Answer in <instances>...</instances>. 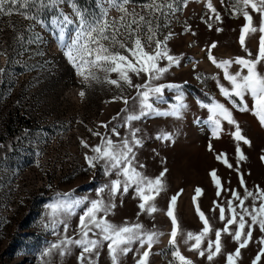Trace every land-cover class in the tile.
Segmentation results:
<instances>
[{"label": "rangeland", "instance_id": "374dc122", "mask_svg": "<svg viewBox=\"0 0 264 264\" xmlns=\"http://www.w3.org/2000/svg\"><path fill=\"white\" fill-rule=\"evenodd\" d=\"M145 2L147 0H133L128 5L129 10L135 8V11L144 14L139 5ZM73 3L86 11L89 18L99 15L97 0L83 3L63 0L58 7L39 8L30 4L28 8L20 9L28 15H35L43 23L26 19L18 13L0 15V69L5 70L0 74V139L7 133L6 127L15 107H18L19 116L25 115L31 119L29 128L13 146H9L8 154L0 156V264H48L49 261L51 264H78L79 249L76 247L72 248L71 255L63 259L55 250L51 257H45L43 253L59 243L65 235L79 238L77 225L82 211L88 202L100 198L97 193L102 186L117 178L115 172L110 176L104 174L103 162L95 169L89 168L85 155L91 156L93 153L89 148H84L81 141L95 147L101 144V137H108L118 144L122 138L130 137L133 128L140 129L137 135L143 140V146L134 149L137 170L155 178L167 168L164 177L167 191L156 199L161 211L148 216L147 213L138 215L140 200L134 188H130L127 193L117 195V206L107 219L117 225L139 222L148 229L155 226L164 235L153 246L152 251L156 254L150 257V264H169L173 260L168 243L171 221L165 213L173 195L183 190L177 201V214L183 231L198 233L203 224L193 204L195 189L199 187L203 190L198 202L216 229H222L224 225L219 221V209L211 211L213 201L226 206L227 200L232 198L230 191L222 192L217 198V189L210 176L212 170H216L224 188L235 189L241 196L244 194L239 174L218 161L216 154L226 153L233 168L238 166L240 173H243L250 190L255 191L257 185L264 189V161L260 159L264 155V127L249 112L241 113L232 108L219 93L215 80L204 79L218 75L221 82L229 86L223 80L222 70L208 60L207 49L213 42L217 43V47L212 49L217 60L247 57L239 43L240 31L246 21L242 15H232L230 0H224V4H221V0H212L222 23L214 21L213 17V27L209 30L205 21L213 14L206 7L207 0H175L174 7L178 10L159 19L161 27L158 39L163 40L169 33L173 34L168 48L170 54L181 58V64L154 81V84L181 85L187 108L180 119L152 112L128 125L125 123L126 116L132 112L138 114L140 109L139 99H132L136 97V90L125 87L121 91L103 83L85 88L81 77L77 76L76 69L59 46V33L52 20L61 10L75 19ZM248 11L258 27L259 15L252 13L251 9ZM110 17L118 18L119 13L113 9ZM217 28L223 31L217 32ZM75 29L76 25L73 24L67 32L74 34ZM193 32L196 34L193 35ZM259 35L257 32L246 37V47L252 51L253 58L258 51ZM166 63V60L161 61V66ZM239 70L240 66L235 64L230 68L233 73ZM258 70L264 72V66H258ZM99 75L103 78L104 74L101 72ZM198 75L202 78L196 79ZM111 78H116V74L113 73ZM146 79L143 74L141 77L134 76L133 83L142 84ZM81 90L86 93L83 100L79 96ZM119 95L128 97L129 105L121 101L113 102L114 97ZM176 96L175 89L165 87L162 97L157 99L153 96L150 102L159 113L169 112L176 103ZM213 99L232 110L243 134L251 141V147L241 142L248 159L239 165L236 142L229 134L234 130L232 126L223 121L224 131L220 138L212 135L210 112L201 105H210ZM246 100L251 107V98L246 97ZM126 107L128 111H123ZM105 124L107 128L102 127ZM112 129H116L119 136ZM96 132L100 135H93ZM160 133L172 134L174 142L158 140L156 137ZM209 144L214 151H209ZM140 164L145 167L140 168ZM66 196L84 203L76 209L75 215L66 217L63 212L54 215V209L50 206ZM104 199L108 200L107 190ZM245 203L250 205L251 200ZM54 220H66L69 224L67 233L64 232L63 223L55 228L46 227ZM261 236L264 233L255 227L253 242L247 249L241 250L242 259L237 264H252L260 248L255 241ZM184 239L183 235L177 237L181 253L195 264H209L206 258L202 259L189 251ZM211 239H215L214 234ZM222 240L224 254L215 258L212 264H226V254L234 252L238 246L230 236L224 235ZM137 247L138 244L133 245L134 251L123 258L122 264H135ZM100 264H111L106 242ZM260 264H264V257Z\"/></svg>", "mask_w": 264, "mask_h": 264}, {"label": "snow or ice", "instance_id": "6c2138e0", "mask_svg": "<svg viewBox=\"0 0 264 264\" xmlns=\"http://www.w3.org/2000/svg\"><path fill=\"white\" fill-rule=\"evenodd\" d=\"M63 0H0V15L11 16L14 13L24 15L26 19L37 20L35 15H28L20 11L22 8H28L30 4L39 8L58 7ZM99 15L89 18L86 11L79 9L74 3L72 11L75 19L62 10L57 17L52 20V25L58 30V43L67 58L68 62L76 69L77 76L81 77V82L85 88L93 84H108L117 89L134 88L136 97L139 99V113H129L125 118V123L131 125V122L140 120L142 117L156 112L158 115L172 116L177 119L182 118L183 111L187 108L184 102V96L181 85H155L154 81L160 80L164 74L168 73L173 67H179L181 58L170 54L168 41L172 39L173 34L169 33L163 40L158 39V32L161 24V16L167 17L169 13H175L178 9L174 7L175 0H147L139 5L144 14L129 10L128 5L133 0H97ZM224 4V0H221ZM19 5V7H17ZM186 6V3H185ZM206 7L213 15L205 21L209 30L213 27L214 21L221 22L222 18L217 9L213 6L212 0H207ZM229 7L232 15H242L246 23L242 26L239 36V43L242 49L247 53V57H236L228 60H217L212 54V49L217 47L213 42L207 49L208 60L223 72V80L227 82L226 86L221 82L220 77L211 78L216 81L219 93L224 97L232 108L244 113L249 112L264 127V72L258 70V66H264V0H230ZM115 9L119 17H110V12ZM257 13L260 17L259 26L253 23V16L248 11ZM228 9L226 8V11ZM38 23L43 21L37 20ZM75 24L74 34L68 33L69 26ZM166 26V24H165ZM190 31V29H188ZM217 32H222V28H217ZM259 33V46L255 58L252 51L246 47V37ZM195 35L196 33H192ZM67 36V38H66ZM167 61L166 65L161 66V61ZM239 65L240 70L233 73L230 71L232 65ZM246 70V71H245ZM5 70L0 69V74ZM103 73V78L99 73ZM116 78H111L112 74ZM146 76L147 79L142 84L133 83V77ZM197 76L196 79H201ZM175 89L177 92L176 103L171 106L169 112L159 113L154 109L150 102L151 97L157 99L162 97L164 88ZM81 100L86 96L85 91L79 92ZM246 97H250L252 104L249 106ZM121 101L126 106L130 101L128 97L119 95L114 97L113 102ZM208 108L210 112L209 122L212 125V135L219 139L224 131L223 121L234 129L230 131L232 139L236 142L237 165L248 158L244 154L241 142L251 147V141L243 134L238 121L234 118L232 110L224 103L215 99L210 105H201ZM123 111H128L127 107ZM107 128V125H102ZM91 131V130H89ZM140 129L133 128L130 131V137L122 138L120 143H115L108 137H101V144L90 147L86 142L81 141L84 148H89L93 155H85V160L89 168L95 169L98 164L103 162L104 174L110 176L115 172L116 179L102 186L97 195L99 199L88 202V206L79 216L77 225V236L73 238L68 235L56 244H53L43 253L45 257H51L53 250L58 252L61 259L72 254V248L79 249L77 255L78 264H100L101 252L107 243V254L111 264H122L123 258L133 252L135 248V264H150V257L153 253V246L160 242L163 232L153 226L151 229L145 228L142 223L136 222L129 224L124 222L121 225L112 223L107 217L112 214L116 208L115 199L118 194L127 193L130 188H134L140 203L139 214L147 213L153 216L154 213L161 211L157 207L156 199L162 193L167 191L164 182L167 168L159 176L150 178L137 170L134 163L136 159L135 148L143 146L142 138L138 137ZM112 132L119 136L116 129ZM93 135L99 136L96 132ZM158 140L172 141L174 138L170 133H160L156 137ZM209 151H214L211 144ZM216 159L222 162L227 168L236 171L239 174L240 186L244 190L243 196L235 189H226L217 176L216 170L210 172L219 198L222 192H231V199L227 200L226 206L222 203L213 201L212 212L219 209V221L224 225L222 229L214 228L210 218L202 211L198 198L203 194V190L197 187L193 196V204L196 214L203 224L202 230L198 233L188 231L184 232L177 214L178 197L183 190L170 198L166 215L171 221V232L169 233V245L172 249L171 256L173 260L169 264H195V262L185 257L179 248L177 237L183 235L184 243L189 246V251L195 252L200 258L212 264L215 258L224 254V244L222 237L230 236L232 241L238 246L232 253L226 254V264H237L242 259V249H247L253 242V230L258 227L261 233H264V189L260 186L255 187V191L246 186L243 173H240L239 167L233 168L229 163L226 153L216 154ZM264 161V155L260 157ZM140 168L145 165L140 164ZM107 190L108 200L105 201L104 194ZM251 200L248 205L245 202ZM84 201L65 197L58 201L56 205L50 206L54 209V215L63 212L64 216L75 215L76 209ZM258 205V206H257ZM239 209V211H238ZM246 217L248 219H246ZM64 224V232L67 233L69 224L66 220H54L52 224L46 227L55 228L58 224ZM214 234L215 239H211ZM194 241V243H190ZM206 241V247H204ZM260 245L259 251L252 264H260L264 257V236L257 241ZM48 264H51L49 261Z\"/></svg>", "mask_w": 264, "mask_h": 264}, {"label": "trees", "instance_id": "16d2710c", "mask_svg": "<svg viewBox=\"0 0 264 264\" xmlns=\"http://www.w3.org/2000/svg\"><path fill=\"white\" fill-rule=\"evenodd\" d=\"M81 3L91 0H79ZM31 119L25 115L19 116L18 107H15L13 114L7 125V133L0 139V156L10 150V145L13 146L16 140L23 135L25 130L29 128Z\"/></svg>", "mask_w": 264, "mask_h": 264}]
</instances>
